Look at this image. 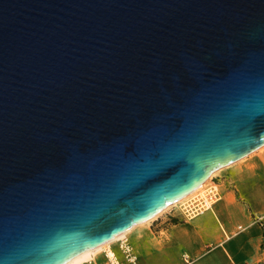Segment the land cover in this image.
Segmentation results:
<instances>
[{"label": "water", "instance_id": "obj_1", "mask_svg": "<svg viewBox=\"0 0 264 264\" xmlns=\"http://www.w3.org/2000/svg\"><path fill=\"white\" fill-rule=\"evenodd\" d=\"M264 146V0H0V264H67Z\"/></svg>", "mask_w": 264, "mask_h": 264}, {"label": "crops", "instance_id": "obj_2", "mask_svg": "<svg viewBox=\"0 0 264 264\" xmlns=\"http://www.w3.org/2000/svg\"><path fill=\"white\" fill-rule=\"evenodd\" d=\"M252 154L212 177L220 194L212 209L189 218L180 207V214L165 212L124 235L138 264H184L185 253L193 264L264 263V157ZM107 248L130 264L118 239L77 264H105Z\"/></svg>", "mask_w": 264, "mask_h": 264}, {"label": "built area", "instance_id": "obj_3", "mask_svg": "<svg viewBox=\"0 0 264 264\" xmlns=\"http://www.w3.org/2000/svg\"><path fill=\"white\" fill-rule=\"evenodd\" d=\"M219 199L220 194L218 192V189L216 185L211 182V185L202 193H197L194 196L185 199L182 203H180V207L184 211L185 215L191 218L203 213L204 211L212 209L214 204ZM241 229L242 227H239V230ZM118 244L125 257V261L130 264H138V257L128 238L125 236L119 238ZM104 254L105 264H123V262L117 257V255H115V253L111 249L107 248L104 251ZM183 260L184 264L194 263V259L187 253L183 254Z\"/></svg>", "mask_w": 264, "mask_h": 264}, {"label": "bare ground", "instance_id": "obj_4", "mask_svg": "<svg viewBox=\"0 0 264 264\" xmlns=\"http://www.w3.org/2000/svg\"><path fill=\"white\" fill-rule=\"evenodd\" d=\"M224 168H225V167H224ZM222 169H223V168H222ZM219 170H221V169H219ZM219 170H217L216 172H218ZM216 172H214L212 175H214ZM212 175H211V176H212ZM211 176H210V177H211ZM208 181H209V180H207L205 183H203L202 185H200L195 191H193L192 193H190L188 196L184 197L183 199H181L180 201H178V202H176V203H174V204H172V205H176L177 203H181V202H183L185 199H187L188 197H190V196L193 195L194 193L198 192L200 189L204 188V186L206 185V183H207ZM172 205H170V206H172ZM170 206L166 207V208H165L164 210H162L160 213H162L163 211H165L166 209H168ZM160 213H158L157 215H159ZM157 215H156V216H157ZM156 216L152 217L150 220L154 219ZM150 220H147V221L144 222V223H147V222L150 221ZM144 223H142V224H144ZM142 224H140V225H142ZM131 229H132V228H131ZM131 229H130V230H131ZM130 230L126 231L125 233H123V234H121V235L116 236L113 240H111V241H109V242H107V243H105V244H103V245H101V246H99V247H97V248H94V249H92V250H88V251H86V252H84V253L78 255L77 257H75L74 259H72L71 261H69L67 264H77V263H80V262L84 261L88 256L92 255V254L95 253L96 251H99L101 248L105 247L106 245H109L110 243H112V242L116 241L117 239H119V238L123 237L124 235H126Z\"/></svg>", "mask_w": 264, "mask_h": 264}, {"label": "rangeland", "instance_id": "obj_5", "mask_svg": "<svg viewBox=\"0 0 264 264\" xmlns=\"http://www.w3.org/2000/svg\"><path fill=\"white\" fill-rule=\"evenodd\" d=\"M258 155H261L262 157H264V147L263 148H261L260 150H258L256 153H254V154H252V156H250V157H255V156H258ZM215 175H217V172L214 174V175H212L208 180V182L206 183V185L204 186V188H202V189H200L198 192H196V193H194L193 195H191L190 197H192V196H194L195 194H197V193H202L205 189H207L210 185H211V179H212V177H215ZM190 197H188V198H190ZM187 198V199H188ZM182 203V202H181ZM178 212L179 214L181 213L180 211H181V209H180V203H177L176 205H172V206H170L168 209H166L165 211H163L162 213H160L159 215H157L156 217H158V216H160L161 214H163V213H165V212ZM183 216V215H182ZM155 217V218H156ZM153 220V219H152ZM151 221V220H150ZM150 221H148L147 223H149ZM106 246H108V245H106ZM105 246V247H106ZM104 248V247H103ZM103 248H101V249H103ZM101 249L99 250V251H96V253L97 252H100L101 251ZM94 254V253H93ZM261 264H264V263H261Z\"/></svg>", "mask_w": 264, "mask_h": 264}]
</instances>
